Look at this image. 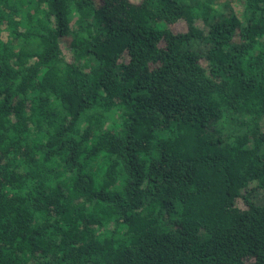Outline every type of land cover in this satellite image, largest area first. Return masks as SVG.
Returning a JSON list of instances; mask_svg holds the SVG:
<instances>
[{"label": "trees", "instance_id": "1", "mask_svg": "<svg viewBox=\"0 0 264 264\" xmlns=\"http://www.w3.org/2000/svg\"><path fill=\"white\" fill-rule=\"evenodd\" d=\"M0 264H264V0H0Z\"/></svg>", "mask_w": 264, "mask_h": 264}]
</instances>
